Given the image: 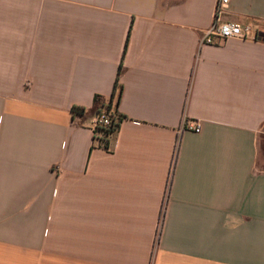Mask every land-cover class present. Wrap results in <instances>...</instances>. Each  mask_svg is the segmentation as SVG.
<instances>
[{"label": "crops", "instance_id": "obj_1", "mask_svg": "<svg viewBox=\"0 0 264 264\" xmlns=\"http://www.w3.org/2000/svg\"><path fill=\"white\" fill-rule=\"evenodd\" d=\"M216 1L0 0V264H264V0L199 46Z\"/></svg>", "mask_w": 264, "mask_h": 264}, {"label": "built area", "instance_id": "obj_2", "mask_svg": "<svg viewBox=\"0 0 264 264\" xmlns=\"http://www.w3.org/2000/svg\"><path fill=\"white\" fill-rule=\"evenodd\" d=\"M230 0H217L215 4L214 19L209 27L201 31L199 46L216 45L229 40L249 42L255 39V26L253 24H239L223 22L220 17L229 5ZM118 122L113 120L106 111L97 112L93 120L94 132L111 131L117 129ZM190 131L198 134L201 126L197 122H190L183 118L178 128V134Z\"/></svg>", "mask_w": 264, "mask_h": 264}, {"label": "trees", "instance_id": "obj_3", "mask_svg": "<svg viewBox=\"0 0 264 264\" xmlns=\"http://www.w3.org/2000/svg\"><path fill=\"white\" fill-rule=\"evenodd\" d=\"M98 102V99H96ZM73 116H82L84 114V110L82 108L73 107L71 110ZM104 135H108L109 133H113L111 131H102Z\"/></svg>", "mask_w": 264, "mask_h": 264}, {"label": "rangeland", "instance_id": "obj_4", "mask_svg": "<svg viewBox=\"0 0 264 264\" xmlns=\"http://www.w3.org/2000/svg\"><path fill=\"white\" fill-rule=\"evenodd\" d=\"M261 147L264 150V138L261 140Z\"/></svg>", "mask_w": 264, "mask_h": 264}, {"label": "water", "instance_id": "obj_5", "mask_svg": "<svg viewBox=\"0 0 264 264\" xmlns=\"http://www.w3.org/2000/svg\"><path fill=\"white\" fill-rule=\"evenodd\" d=\"M260 36H264V33H261Z\"/></svg>", "mask_w": 264, "mask_h": 264}]
</instances>
